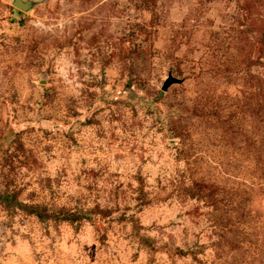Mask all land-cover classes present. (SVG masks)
Segmentation results:
<instances>
[{"label": "rangeland", "instance_id": "obj_1", "mask_svg": "<svg viewBox=\"0 0 264 264\" xmlns=\"http://www.w3.org/2000/svg\"><path fill=\"white\" fill-rule=\"evenodd\" d=\"M13 1L0 264H264V0Z\"/></svg>", "mask_w": 264, "mask_h": 264}, {"label": "water", "instance_id": "obj_2", "mask_svg": "<svg viewBox=\"0 0 264 264\" xmlns=\"http://www.w3.org/2000/svg\"><path fill=\"white\" fill-rule=\"evenodd\" d=\"M13 4L16 6V7H19V8H22V9H27L28 8V5L27 4H24L21 0H14L13 1ZM174 79L173 77H169L165 82H164V85H163V89L166 90L168 88V86L174 82Z\"/></svg>", "mask_w": 264, "mask_h": 264}]
</instances>
